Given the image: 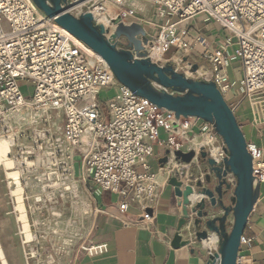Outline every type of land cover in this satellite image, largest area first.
I'll list each match as a JSON object with an SVG mask.
<instances>
[{
  "label": "built area",
  "instance_id": "obj_1",
  "mask_svg": "<svg viewBox=\"0 0 264 264\" xmlns=\"http://www.w3.org/2000/svg\"><path fill=\"white\" fill-rule=\"evenodd\" d=\"M68 1L72 7L76 0ZM84 1L80 10H73L77 16L87 9L96 15L103 12L108 19L105 37L117 49L130 51L134 58L143 57L129 42L124 43V36H112L119 23L152 22L123 5V0ZM107 1L120 5L117 15L110 14L105 6ZM153 1L160 20L168 21L158 25L156 34H147L144 53L149 54L148 47L154 44L162 46L163 55L174 47L176 54L184 52L181 60L187 62L188 68L193 64L189 56L201 55L211 64L208 81L215 82L223 94L237 86L238 82L228 74V67L237 58L242 72L239 84L252 112L251 124H264V0ZM200 12L208 14L225 31L222 46L212 48L204 36H192L188 25H179L184 18ZM81 42L33 0H0V131L9 132L14 125L12 113L27 104L60 111V130L68 148L64 149L56 138L49 139L48 133L46 139L39 136L37 142L40 151L44 150V142L51 145V165L57 171L46 176H72L73 165L80 164V180L89 186L91 196L111 192L120 196L121 213L131 204H139L144 209L143 220L150 219L145 209L158 200L172 176L181 179L203 151L207 159L222 163L228 156L226 144L212 123L197 117H189L192 121L178 119L175 112L160 109L122 84L107 62L91 64ZM230 49L235 52L233 56ZM20 80L34 84L30 98L23 94ZM105 88H117L119 92L102 105L98 94ZM230 106L236 114L235 106ZM160 128L166 132V139H160ZM206 138L221 147L219 160L213 157L212 143ZM156 146H164L169 153L168 161L154 171L149 157L155 156ZM35 149H24L22 153L33 157ZM247 149L253 157L256 181L264 185V149L250 139ZM177 150L193 151L195 158L185 162L177 158ZM247 242L249 239L242 235L241 245ZM83 249L90 254L107 250L105 244L92 241H87ZM239 263L243 261L238 257Z\"/></svg>",
  "mask_w": 264,
  "mask_h": 264
},
{
  "label": "water",
  "instance_id": "obj_2",
  "mask_svg": "<svg viewBox=\"0 0 264 264\" xmlns=\"http://www.w3.org/2000/svg\"><path fill=\"white\" fill-rule=\"evenodd\" d=\"M33 1L49 17L56 18L63 28L100 54L117 79L136 94L148 98L162 110L175 112L178 119L197 117L215 126L226 144L228 156L222 163H217L213 158L207 159L205 151L201 152L198 159L204 164L205 176L195 183L198 190L193 184H184L177 176H172L169 184L174 188L181 212L179 229L192 222L197 241L202 242L212 234L219 238L218 248L210 252L206 264H237L241 237L259 198L261 184L254 176L253 157L247 149L245 133L216 83L189 78L175 70L171 62L161 64L153 61L144 53L148 35L142 23H119L112 36L126 37L131 46L143 53V57L134 58L130 51L117 49L105 37L104 25L97 21V15L89 9L77 16L68 0ZM191 69L197 71L199 64L193 63ZM168 153L160 159L162 165L168 161ZM175 155L185 162L195 158L193 151L184 153L177 150ZM231 174L236 177V186L230 198L232 204L229 205L226 198L230 189L228 177ZM194 194L199 196L196 201L191 198ZM218 211H222V214H216ZM231 214L234 215L232 226L229 220ZM188 243L180 232L175 234L174 247L179 248Z\"/></svg>",
  "mask_w": 264,
  "mask_h": 264
},
{
  "label": "rangeland",
  "instance_id": "obj_3",
  "mask_svg": "<svg viewBox=\"0 0 264 264\" xmlns=\"http://www.w3.org/2000/svg\"><path fill=\"white\" fill-rule=\"evenodd\" d=\"M105 6L110 8L111 11L109 12L111 15H117L119 6L108 2L105 3ZM125 6L130 8H134V6L138 7L134 9L137 10L144 18L147 17L146 15L149 10H152L153 12L156 11L153 0H135V2L127 1ZM142 6H145L146 9H142ZM155 32L157 33L158 31L156 30ZM123 39L124 43L128 42L126 37H123ZM152 50L153 48L151 49V52ZM174 51L175 48L170 47L168 52L164 55L165 58L156 62L161 64L171 62L175 70L192 79L208 80L210 78L211 65L205 58L198 54H191L189 56L190 61L198 63L199 68H203L202 73H197V71H192L191 68H188L186 61L183 62L181 60V56L184 54L183 51H179L177 54ZM234 54V50L230 49V55L233 56ZM146 55L149 56V54ZM175 56H177L180 60H170ZM87 59L89 61L92 59V62L95 61V63L100 62L97 55H92L89 52H87ZM232 62L239 64V60L237 58L233 59ZM204 70L205 72L207 71V73H205ZM19 84L23 94L27 98H30L34 92V84L28 80H20ZM169 91L177 94L174 90ZM118 92L119 89L117 88H105L99 92L98 100L102 105H104L106 99L115 96ZM228 99L229 101H232L230 97H228ZM233 105L236 106V104ZM248 106L250 107L249 101H243L241 104L242 111L252 113ZM43 109L44 108H35L32 105L27 104L20 110H31L33 114H38ZM19 111H16V113ZM51 112H55V110L51 109ZM238 114L240 115V111H238ZM238 114H236L237 119L239 118ZM187 119L191 121L194 120L189 117ZM13 121L14 125L9 132L3 133L0 131L3 136L8 137L12 135L18 143L9 155V157L16 162L17 167L6 170L4 166H0V174L3 175L0 176V205L6 206L7 209V213L0 214V240L3 244L8 261L10 264H75L77 258L85 252L83 246L87 243L86 237L94 218V214L96 213V202L94 197L89 193V186L86 187L80 180V164L73 165L72 176H46L52 171H57L55 170V167L50 164H40L39 166L31 167V170H29L27 168V164L24 162L27 156L23 154L22 151L24 149L28 150L29 145L32 146L31 148H36V153L33 157H28L29 160L36 161L39 153L46 152L50 149L51 145L44 142V150L40 151L37 147V142L40 138L36 137V134L33 131L34 127H22L17 124L14 118ZM40 128H45V131H47L50 136L49 139H52L50 121L45 120L43 124H39V129ZM244 128L245 130H248V125H245ZM244 133L248 139L249 134L245 131ZM58 134L62 137L63 141H66L60 132ZM159 135L160 139L167 138V134L163 128H160ZM26 137H29V142H27V144H29H19L21 141L20 139H24ZM200 138L201 137H199V139ZM39 144L42 145V143ZM167 153L168 150L164 146H156L155 156L149 157V163L152 170L155 171L158 169L160 166V158ZM43 159L47 160L46 157H43ZM61 160L67 161L65 157H61ZM201 163V159H198V163L195 161L188 171L185 170V172H183V176H186L185 174L188 172H190L189 176H197V172L199 170L198 165ZM21 169H24L25 174H27V176H21V183L24 187L23 196L24 202L27 206L31 230L35 235V238L32 239L31 242H25L26 239L20 232L22 231V228L21 223L17 221L18 211L16 210V193H14L16 186L12 187L14 184L10 185V179L6 177V171L11 172ZM140 170H143V168L140 167ZM228 182L230 184V189L226 202L231 205L232 203L230 198L232 197L236 186V177L231 174V176L228 177ZM57 183L63 184L64 186H72L73 183H76L80 187L81 193L79 190L76 193H73L71 190L65 191L63 185L55 187L49 186ZM44 184L47 185L45 188ZM81 196H84L89 201L90 208L85 211L82 210L80 213L77 209H75V207L81 205ZM229 220L231 222L230 225L232 226V222H234L233 214L229 216ZM184 229L186 238L195 239L194 226L191 227L189 225H185ZM192 233H194V235ZM1 263L2 261H0V264Z\"/></svg>",
  "mask_w": 264,
  "mask_h": 264
},
{
  "label": "crops",
  "instance_id": "obj_4",
  "mask_svg": "<svg viewBox=\"0 0 264 264\" xmlns=\"http://www.w3.org/2000/svg\"><path fill=\"white\" fill-rule=\"evenodd\" d=\"M127 1L135 2V0ZM134 8L138 7L134 6ZM141 8L146 9L145 6ZM146 16L149 20L147 17L145 20L152 22L151 24H145L147 34L156 33L155 31H158L159 28L158 25L168 21L167 18L160 20L156 11L153 12L152 10H149ZM179 25L182 27L188 25L192 36L197 34L204 36L212 48L224 44L225 31L204 12L184 18ZM195 46L200 49L198 44L195 43ZM201 69L203 70L202 67ZM228 74L231 80L238 83L235 88L225 92L224 96L229 104H236V114L240 111L238 121L242 125L243 131L249 134L248 139L256 142L264 149V124L253 126L251 124L252 114L242 111L241 108V104L247 98L243 86L239 84L242 78L240 64L232 62L228 67ZM228 97L232 101H229ZM245 125H248V130H245ZM195 161L198 163L196 159L193 163ZM198 169L197 176H189L190 172L185 174L186 176H182L181 179L184 184L190 183L195 186L200 178L203 179L205 176L204 164H199ZM163 172H166V170H163ZM8 173L6 171V177L9 179ZM0 176L3 175L0 174ZM162 179L165 180L164 176ZM195 188L197 189L196 186ZM79 192L81 193L80 187ZM82 198L89 203L84 196H81V200ZM94 199L96 213L86 241L105 244L107 250L98 254L83 252L77 258L75 264H206L210 252L218 247L217 239L215 244H211L204 241L199 242L196 238L189 239L185 237L184 227L182 229L178 227L181 212L176 203L174 188L170 184H166L158 200L145 209L151 215L150 219L145 220L142 218L144 209L139 204H131L126 212L121 213L118 207L120 196L111 192L98 193ZM99 209H104V211ZM79 212L81 213L82 210ZM2 213H7V209L6 206L0 205V214ZM216 214H222V212L218 211ZM187 225L193 226L191 222H188ZM177 232H180L189 243L179 248L174 247L173 238ZM192 234L194 235V233ZM244 234L249 242L241 245L239 260H242L243 264H264V185H261L259 198L249 216Z\"/></svg>",
  "mask_w": 264,
  "mask_h": 264
},
{
  "label": "bare ground",
  "instance_id": "obj_5",
  "mask_svg": "<svg viewBox=\"0 0 264 264\" xmlns=\"http://www.w3.org/2000/svg\"><path fill=\"white\" fill-rule=\"evenodd\" d=\"M126 1L127 0H123V2H122L123 5H125ZM84 2H85L84 0H76L72 5V10H77V8H78V10H80V7L84 4ZM107 2L112 3V4H116L117 6H120L116 2H110V1H107ZM106 8L108 9V11H111L109 7H106ZM132 9H134V8H132ZM101 16H102V20H101ZM97 18H98L99 23H101L102 25L108 24V19L106 18L104 13L101 12V13L97 14ZM79 41L81 42V40H79ZM82 44L84 45L87 52H89L92 55H97L99 57L100 61L106 62L100 54L96 53L94 50H92L86 44H84V43H82ZM148 48H149V57L153 61L156 62L158 60L163 59V54H162L163 48H162V46H160L158 44H154ZM152 48H153V50L151 52ZM174 59L180 60L177 56H175ZM90 63L94 65L95 61L92 62V59H91ZM202 71L203 70L201 68H199L197 70V73H202ZM13 118L16 120L17 124H19L22 127H26V128L27 127H34L33 131L36 134V137L41 136L42 138H45V139L47 138L48 132L45 131V128L39 129V124H41V123L43 124V122L45 120L50 121V129L52 130V138H56L57 141L59 142V144L64 149L68 148L67 141H63L62 137L58 134L59 132L62 134V132L60 130L61 129L60 123L62 121V116H61L60 111L55 110V112H51L50 108H45L41 112H39L38 114H33L31 110H29V111H21L20 110L18 113H16V111L13 113ZM20 140L21 141L19 144H22V145H28L29 144V143L27 144V142H29V137H26V138L20 139ZM205 141L212 143L211 153H212L214 158L219 160L220 154L222 152L221 147L218 144H216L215 141L211 138H206ZM17 144L18 143H17L16 139L12 135L6 137V136L1 135V133H0V166H4L7 170L8 169H14L17 167L16 162L9 157V155L12 153L13 148ZM28 147L30 149L32 146L29 145ZM43 157H46L47 160H44ZM24 162L27 164V168L29 170H31V167L39 166L40 164H48V165L50 164L51 165L53 163V160L50 157L49 150H47L44 153H39L36 161H31L28 158H26L24 160ZM8 174H9L8 176H11V177H9V179H10L9 184H11V185L14 184V186H12V187L16 186V190L14 191V193H16V203H17L16 210L18 211L17 221L21 223V228H22V231H20V232L24 236V238L26 239L25 242H31L32 239L35 238V235L33 234L32 230H31V224H30L29 217H28L27 206L24 202V196H23L24 187L22 186V183H21V176H27V174H25L24 169H21L18 171H11ZM61 185H63V184L57 183V184H52L49 186L55 187V186H61ZM46 186L47 185L44 184V188ZM64 190L65 191L71 190L73 193L74 192L76 193L79 190V187H78V184L73 183L72 186H70V185L64 186ZM198 197H199L198 194H194L191 196L193 201L198 200ZM80 203H81V205L75 207V209H77L78 211L87 210L89 208V203L84 198H82ZM216 239L218 240V245H219V238L216 234H212L208 239H205L203 241L207 242V243L215 244ZM0 259L2 261V264H9L8 260L5 256L1 241H0Z\"/></svg>",
  "mask_w": 264,
  "mask_h": 264
}]
</instances>
